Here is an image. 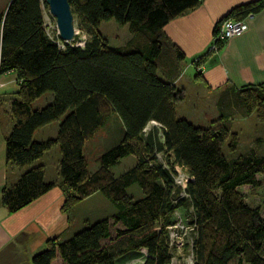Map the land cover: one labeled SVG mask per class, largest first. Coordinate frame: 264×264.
<instances>
[{
    "label": "trees",
    "instance_id": "16d2710c",
    "mask_svg": "<svg viewBox=\"0 0 264 264\" xmlns=\"http://www.w3.org/2000/svg\"><path fill=\"white\" fill-rule=\"evenodd\" d=\"M68 1L86 33L83 45L48 34L44 0H9L0 11V74L13 71L19 86L9 106L14 124L5 138L6 160L28 167L0 189L1 203L15 212L54 186L44 181L43 165L33 163L57 144L61 210L99 193L114 211L85 220L68 236L49 238L33 264H118L140 250L142 264H172L168 227L176 211L186 213L194 233L193 264H264V214L240 191L264 186V149L235 153L239 141L231 129L235 114L254 111L264 121V87L235 91L207 125L175 111L184 95L173 82L185 55L162 28L200 0ZM262 7L264 0L238 5L218 23ZM109 20L128 25L131 37L124 45L111 47L100 31ZM46 93L52 100L35 107ZM113 116L120 123L118 139L99 153V166L90 173L84 145ZM57 120L54 138L33 139L36 130ZM129 155L135 164L116 176L111 168ZM175 165L190 176L185 187L174 180Z\"/></svg>",
    "mask_w": 264,
    "mask_h": 264
},
{
    "label": "crops",
    "instance_id": "0c3cea01",
    "mask_svg": "<svg viewBox=\"0 0 264 264\" xmlns=\"http://www.w3.org/2000/svg\"><path fill=\"white\" fill-rule=\"evenodd\" d=\"M252 1L256 0H200L198 6L173 18L162 28L169 40L176 44L185 55V58L179 62L180 73L173 82L176 89L183 93L184 98L193 95V93L197 98L200 97L195 92L199 88H204L202 89L203 94L211 96L210 106H204L203 101L196 103L197 119L205 120L204 124L194 123L183 115L180 117L195 125H207L209 121L219 116L220 106L235 91L248 86L264 87V7L247 18L246 30L226 40L217 52L209 51L218 21L234 7ZM101 24L99 29L105 35L101 30ZM122 26H126L129 32L128 25ZM130 37L129 32L127 40ZM126 41L122 44L110 45L108 40V44L111 47H118L124 45ZM197 61H199L198 64H196ZM185 72H192L193 76L185 79ZM197 72L200 73L199 76H196ZM199 82L203 87L197 85ZM18 89L16 74L13 71L0 74V189L6 184L16 182L22 172L28 168L18 167L7 162L5 154V138L14 124L9 106ZM51 100L52 95L44 102H40L41 104H34V106L41 107ZM228 100L230 101L227 102L231 103L232 99ZM253 114L256 115L253 111L247 116L240 114L232 116V132H236L239 137L240 130H242L239 129V126H233L235 122L233 120H247L252 118ZM114 117L113 119H116ZM58 122L59 120L40 127L34 132L33 139L43 141L54 138ZM153 124L155 122H150L148 127ZM47 130H49L48 134ZM118 136V131L113 133L104 127L87 141L94 140L97 144L96 148H98L94 157L97 167L89 170L87 165L88 172L91 173L98 168L99 153L115 142ZM255 138L252 140L253 143L256 142ZM87 142L84 145V152ZM252 147L255 148L254 145ZM127 158L121 160L120 163L126 160V165L119 174L135 164V160L131 161ZM59 163L60 150L58 145L54 144L33 163L43 165L44 181L54 182V186L15 212H8L2 205L0 192V264H33L32 256L44 248L49 238L68 236L84 224H73L69 213L70 209L67 212L61 210L64 194L61 186L62 178L59 174ZM82 201L94 203L101 201V197L99 193H94ZM91 216L92 219H98L97 217L100 216L98 209H94ZM86 219L84 218L83 221ZM58 262L59 260L56 259L53 264Z\"/></svg>",
    "mask_w": 264,
    "mask_h": 264
},
{
    "label": "rangeland",
    "instance_id": "374dc122",
    "mask_svg": "<svg viewBox=\"0 0 264 264\" xmlns=\"http://www.w3.org/2000/svg\"><path fill=\"white\" fill-rule=\"evenodd\" d=\"M8 1L9 0H0V11H2L6 7ZM43 16H44V22H45V26H46V30L48 34L51 37H56V35L58 34H57V29H56L55 18L49 13L48 7H43ZM74 28H75L74 41L80 42V40L84 39V36H86V33L80 28L79 21L75 15H74ZM101 30L105 33L106 37L109 40L110 45L122 44L127 40L129 36L127 27L119 25L113 20L103 21L101 24ZM190 76L191 77L193 76L192 72H187V73L185 72V79H189ZM197 85H200V87H203V85L200 82ZM202 89L204 88H201V89L199 88L197 91H195L197 92L198 95H200V97L197 98V96H194L195 93H193V95L186 96L183 100L179 101L176 104V114L178 117L183 115L197 124L198 123L204 124L206 122L205 120L201 118L197 119V111L195 108L197 101L199 102L203 101L204 106H208V105L210 106L211 96L203 94ZM48 97H51V94L46 93L43 96L39 97L38 100L34 104L35 105L41 104L40 102H44L45 99H47ZM233 121H235L233 126L235 127L239 126V129H242L240 130L241 134L238 137L239 142H238V147L235 153L246 152L250 150L251 148H253L252 147L253 145L255 146L256 150H260L261 148L264 149V121H261L254 114L252 118H249L247 120L239 119V120H233ZM238 121H241V122H238ZM119 126H120V123L117 120L113 119L109 121V123L106 126V129L111 130V132L115 133V131L118 130ZM48 132L49 130H47V134ZM254 137H256L255 138L256 140L261 139V142L256 141L255 143H253L252 140ZM96 146L97 144L94 142V140H91L87 142L86 144L85 154L88 158L89 170L95 169L97 167V162L94 160L95 154L98 150ZM223 151L225 153H228L225 145L223 146ZM127 157H128L127 159L131 161L135 160V157L133 155H129ZM125 165H126V160L112 167V170L114 171L115 174H119L120 172H122ZM130 188L131 189L134 188L131 190V192L137 195V193H135V188L137 187L133 185ZM240 191L244 195L245 200L248 204L253 205V206H256V205L259 206L261 213L264 214V202H263L264 186L261 188H258L255 191L251 190L249 186H242L240 188ZM100 197H101V201H96L94 203L81 201L80 203L72 207L69 210L72 223L73 224L84 223L83 221L84 218H87L86 220H89V221L95 220V219H92V216H91V212L94 209L96 210L98 209L100 216L97 218L107 216L111 212H113L114 211L113 204L101 194H100ZM176 212H175L176 214H174L175 217L178 215L181 216L182 225H183L179 229L186 228V232L182 240L184 243V248L181 252H179L178 250L173 251L172 264H193L194 257H193V253L191 250V245H192V241L194 238V233L192 232L191 229H189L190 224L187 221L186 213L184 217L181 211H176ZM143 253H145V250H140L139 252L131 253L130 255H127L124 258H122L118 262V264H125L128 261L136 257H141ZM56 264H59V262Z\"/></svg>",
    "mask_w": 264,
    "mask_h": 264
},
{
    "label": "built area",
    "instance_id": "2783aa9c",
    "mask_svg": "<svg viewBox=\"0 0 264 264\" xmlns=\"http://www.w3.org/2000/svg\"><path fill=\"white\" fill-rule=\"evenodd\" d=\"M252 14H247L242 19H236V18H226L220 23H218L215 27V32L212 37V41L210 44V51L217 52L220 48H218L219 44L225 43L226 40L229 38L239 35L247 28V18H249ZM86 36H84V39L79 41H76L75 43L77 45H83L84 40ZM175 171L176 174L174 175V180L177 184L181 185L182 187H185L186 182L189 180L190 176L187 173V170L181 166V165H175ZM177 213V212H176ZM175 213V214H176ZM175 223L171 226H169V238H170V244L175 247V250H178L181 252L184 248L183 243V236L186 232L185 229H179L182 225L181 216L175 217ZM190 226V225H189ZM191 229V226L189 227Z\"/></svg>",
    "mask_w": 264,
    "mask_h": 264
},
{
    "label": "water",
    "instance_id": "95a60500",
    "mask_svg": "<svg viewBox=\"0 0 264 264\" xmlns=\"http://www.w3.org/2000/svg\"><path fill=\"white\" fill-rule=\"evenodd\" d=\"M49 13L55 18L57 34L61 41L69 43L74 40V15L68 0H44Z\"/></svg>",
    "mask_w": 264,
    "mask_h": 264
},
{
    "label": "bare ground",
    "instance_id": "6f19581e",
    "mask_svg": "<svg viewBox=\"0 0 264 264\" xmlns=\"http://www.w3.org/2000/svg\"><path fill=\"white\" fill-rule=\"evenodd\" d=\"M144 256L145 254L143 253V255L141 257H136L130 261H128L127 263L125 264H142L143 260H144Z\"/></svg>",
    "mask_w": 264,
    "mask_h": 264
}]
</instances>
